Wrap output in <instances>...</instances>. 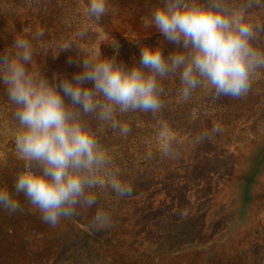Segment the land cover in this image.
<instances>
[{"label":"rangeland","instance_id":"obj_1","mask_svg":"<svg viewBox=\"0 0 264 264\" xmlns=\"http://www.w3.org/2000/svg\"><path fill=\"white\" fill-rule=\"evenodd\" d=\"M107 2L110 11L96 24L85 14L87 0H0V28L12 24L7 39L13 43L17 36L32 39L44 31L32 40L34 64L29 67L49 79L78 73V57L97 51L131 66L140 59V44L161 46L165 56L176 50L143 24L162 0ZM249 14L264 24V8ZM84 27L88 34L81 38ZM71 42L79 48L59 52V45ZM7 47L1 43L0 53ZM162 83L159 113L118 115L131 128L128 135L111 128L98 134L121 178L133 188L125 199L110 188L97 190L98 205L111 213L112 225L89 229L61 219L26 251L23 241L0 229V264L2 254L13 256L21 246L22 264H264V70L240 99L214 100L212 90L201 86L185 101L178 76ZM14 110L0 84V171L7 179L22 163L15 151ZM165 122L174 155L161 149L159 131ZM91 124L97 127L96 121ZM217 126L221 131L213 133ZM205 133L210 135L197 142Z\"/></svg>","mask_w":264,"mask_h":264},{"label":"clouds","instance_id":"obj_2","mask_svg":"<svg viewBox=\"0 0 264 264\" xmlns=\"http://www.w3.org/2000/svg\"><path fill=\"white\" fill-rule=\"evenodd\" d=\"M254 8H264V0H242L239 5L234 0H162L143 24L176 45L175 51L165 56L161 46L140 44V59L131 66L97 51L78 57L82 70L71 77L54 74L49 79L29 67L34 64L32 40L44 36L42 29L32 39L15 37L0 53V84L15 105V151L24 166L16 175L14 193L0 187V207L21 211L16 196L23 194L41 219L55 227L76 215L78 207L96 206L91 226L110 227L111 213L98 205L97 190L110 188L125 199L133 188L121 178L98 134L111 128L128 135L131 128L118 115L159 113L164 107L162 82L170 77H179L178 91L185 101L201 86L212 90L214 100L246 97L264 70V24L251 20ZM84 11L99 24L110 8L107 0H87ZM87 34V27L78 33L81 38ZM73 45L79 48L75 42L65 43L59 52ZM91 121L97 122L95 129ZM220 131L218 126L212 129ZM159 139L163 153L174 155L166 122Z\"/></svg>","mask_w":264,"mask_h":264},{"label":"trees","instance_id":"obj_3","mask_svg":"<svg viewBox=\"0 0 264 264\" xmlns=\"http://www.w3.org/2000/svg\"><path fill=\"white\" fill-rule=\"evenodd\" d=\"M6 22V21H3ZM6 29L0 28V44L5 43L9 47L13 44L11 39H7L13 30V26L11 23L7 24ZM7 39V40H6ZM41 58V56H40ZM21 167L13 169L12 178L7 179L5 178V172L0 171V187L7 186L10 192L14 193V181L16 175L19 171L23 169L24 161H22ZM10 181V182H9ZM16 198L20 201L21 204V211H17L15 213H9L5 211L2 207H0V229L2 233L5 232L6 234L13 233L18 240H21L26 245L25 251L27 250V244H31V241L37 240L38 236H49L53 231L51 230V225L45 223L40 214L35 211L31 205L27 202L26 198L23 194H19ZM96 206L92 208L84 209V208H77V214L70 218V220L80 227L85 228H93L91 226V220L95 213ZM32 241V244H33ZM30 246V245H29ZM23 248L22 246L17 251H14V255L11 256L9 254L1 255V261L4 264H22L20 261L23 255H19L22 253ZM27 254H29L27 252Z\"/></svg>","mask_w":264,"mask_h":264}]
</instances>
